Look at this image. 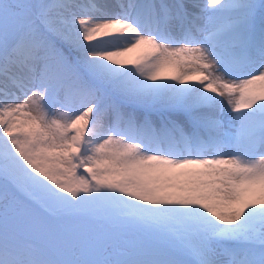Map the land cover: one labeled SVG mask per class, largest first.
Returning <instances> with one entry per match:
<instances>
[{
	"label": "snow or ice",
	"instance_id": "1",
	"mask_svg": "<svg viewBox=\"0 0 264 264\" xmlns=\"http://www.w3.org/2000/svg\"><path fill=\"white\" fill-rule=\"evenodd\" d=\"M0 264H264V0H0Z\"/></svg>",
	"mask_w": 264,
	"mask_h": 264
}]
</instances>
